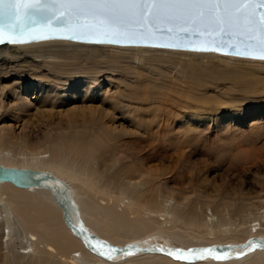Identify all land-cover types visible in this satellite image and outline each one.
Here are the masks:
<instances>
[{
	"label": "bare ground",
	"instance_id": "obj_1",
	"mask_svg": "<svg viewBox=\"0 0 264 264\" xmlns=\"http://www.w3.org/2000/svg\"><path fill=\"white\" fill-rule=\"evenodd\" d=\"M111 49L129 53L127 59L132 61V65L131 68L126 66L124 71L133 70L135 75L150 61L144 56L150 51L165 53L168 58L177 56L178 67L185 57L201 60L206 69H216L221 63L225 64L217 73L233 85L234 90L228 99L206 97L210 92L208 88L201 85L195 90L193 84L181 78L183 83L178 84L175 80L178 74L174 68L172 80H165L166 84H157L155 79L153 87L157 91L152 95V100L160 106L170 107L171 112L167 117L173 121H167L164 125L168 129L179 124L180 128L192 127L195 134L201 136L208 133L214 123L218 130L225 127V130L232 131L241 129V109L245 112L246 121L264 122V69L229 67L235 61L264 65L261 59L215 52L89 44L61 39L0 46V55L8 53L24 58L20 64L24 63L25 66L18 65L17 71L23 69L26 73L28 70L27 75L31 72L30 78H34L18 99L22 105L15 106L13 110L22 107L35 113L49 114L43 117L48 123L41 130L0 133V164L52 174L68 185L74 204L72 209L64 212L63 204L48 188H20L10 182H0V261L4 264H185L168 253H175L178 249L185 253L189 250L215 249V252L208 254L209 258L196 259L194 264H264V186L252 191L244 189L241 174L247 168L240 169L241 174H237L238 183L232 189L230 200L214 208L212 201L196 206L190 197L178 198L174 194L158 193L157 182L143 179L144 176L130 178L123 175L117 178L111 174L110 165L102 164L103 151L99 155L100 151L93 148L62 142L45 148L41 131L46 132L47 128L53 131L55 128L53 103L60 94H68V98L76 103L77 100L81 102L80 99L94 100L98 87L107 96L112 91H104L106 80L100 79L99 82L94 73L96 68L121 69L117 65L123 62L110 54ZM13 68L0 66V80L1 76L13 73ZM45 71L44 76L42 73ZM67 73L72 77L70 81H77L75 84L65 80ZM140 76L138 74L139 79ZM156 77L158 81L161 80L158 75ZM151 83L147 88H151ZM1 91L0 116L1 110L8 107ZM89 94L90 99H87ZM115 96H111L114 99L112 107L121 104ZM76 109L81 108L77 106ZM75 113L82 114L80 110ZM103 122L111 130L117 129L114 124L109 126ZM56 127L57 132L65 129L61 124ZM186 129L187 135L194 134ZM139 134L137 149L148 150L145 154L139 151L136 156L140 162L149 164L145 155L164 146L158 143L159 132L150 131L149 126L146 132ZM243 144L251 145L249 142ZM163 158L157 162L153 160L155 163L151 164L155 165L156 171L167 175L168 169L164 163L167 157L162 155ZM91 231L97 232L99 237ZM163 236L171 238L167 244L158 243V238ZM89 239L96 245L95 249L87 242ZM249 242L254 245L251 250ZM101 244L106 247H101ZM110 249L118 251L112 252ZM139 253L138 257L133 258ZM218 254L225 258H211ZM109 256L112 258L108 259Z\"/></svg>",
	"mask_w": 264,
	"mask_h": 264
},
{
	"label": "rangeland",
	"instance_id": "obj_2",
	"mask_svg": "<svg viewBox=\"0 0 264 264\" xmlns=\"http://www.w3.org/2000/svg\"><path fill=\"white\" fill-rule=\"evenodd\" d=\"M110 54L115 55L118 60L121 59L120 61L123 63L117 65L121 69L112 67L109 70L105 68H99V70L96 68L94 73L97 74L96 77L99 82L100 79L106 80L103 85L104 91L106 89H112V91L107 96L100 92L99 89L101 88L98 87L94 93L96 94L94 100L83 101L80 99L81 102L77 100L76 103L68 98V94H60L57 101L53 103L55 105L53 111L55 128L53 131L48 128L45 129L46 132L41 131V136L45 140V148L62 142L65 145L73 143L83 148H93L100 151L99 155L103 151L102 164L110 165L111 174L116 175L117 178L123 175L130 178L136 176L142 178L144 176L143 179L157 182L156 191L158 193L166 192L174 194L178 198L190 197V201L196 206L212 201L215 203L212 207L217 208L224 201H229V197H232L231 192L234 191L232 189L238 183L237 174H241L240 169L247 168L241 174L242 180H244V189L252 191L258 190L262 185L264 186V122H257V124L246 121L245 112L241 109L239 111L241 112L239 116L243 122L242 127L240 126L241 129L236 128L232 131L230 129L225 130V127L218 130L214 123L211 130L202 136L195 134L192 127H186L191 133H194L187 135V129L180 128L179 124L172 129L165 127L167 121H173L172 118L169 120L167 117L171 109L167 105L160 106L152 100V95L157 91V88L153 87V83L157 80V84L161 85L166 84L165 80H172L173 68L177 70L178 75H176L175 80L178 84H182L181 79H184L186 83L193 84L195 90L201 85L205 89L208 88L210 92L206 94V97H225L228 99L234 90L233 85L226 77L217 73L225 64L221 63L222 66L219 64L220 67L217 66V70L215 67L206 69L201 60L195 59L194 61L193 57H185L178 67L177 56L168 58L165 53L150 51L144 55L145 59L150 61L138 71V74L141 75L139 79L138 74L135 75L133 70L131 72L129 70L124 71L126 66L131 68L132 65V61L127 59L129 58L127 51L111 49ZM1 55L0 66L3 68L14 67L15 70L11 74L1 76L0 80L1 95H3L2 98L8 106L1 110L0 133L11 134L20 131L41 130V127L48 123V120L43 118L45 115H49L48 113L45 115L35 113L22 107L13 110L15 106L22 105L18 99L28 87L27 84L34 80V78H30L32 73L27 75L28 70L25 73L23 69L20 72L17 71L18 65L20 67L25 66L24 63H22L23 65L20 64L24 58L20 59L18 55H9L8 53ZM229 67L264 69V65L260 63L247 61H235ZM44 70L48 71V69ZM46 71L42 73L44 76ZM157 75L161 78L160 81H158ZM151 76L154 78L152 79ZM64 77L71 84L77 82L75 80L70 81L69 78L72 77L68 73ZM51 80L56 83V80ZM149 83H151V88H147ZM115 94L121 104L118 103L117 106L112 107L114 99L111 96ZM90 96L89 94L87 99H90ZM9 106H11L10 109ZM77 106L81 108L79 110L82 114L75 113L79 111L76 109ZM49 109L50 107L47 108V110ZM103 121L107 122L109 126L114 124L117 129L111 130ZM58 124H61L65 129L57 132L56 126ZM147 126H149L150 131L159 132L158 143L164 146L163 149L157 147L153 152L145 155L149 164L140 162L136 156V153L140 151L136 147L139 140L138 135L146 132ZM228 131H232V133L230 134ZM246 142L251 145H247L249 146L247 147L243 144ZM147 150L141 149L144 154ZM162 155L167 157L164 162L168 169L167 175L156 171L155 165L151 164L157 160H164V158L161 159ZM249 167L252 168L249 169ZM164 180L165 183L163 184ZM91 233L99 237L97 232L91 231ZM170 239L163 236L158 238V243L167 244ZM140 254L133 256V258ZM0 264L4 263L0 261Z\"/></svg>",
	"mask_w": 264,
	"mask_h": 264
},
{
	"label": "snow or ice",
	"instance_id": "obj_3",
	"mask_svg": "<svg viewBox=\"0 0 264 264\" xmlns=\"http://www.w3.org/2000/svg\"><path fill=\"white\" fill-rule=\"evenodd\" d=\"M0 12L6 19L0 27V43L5 39L12 43L25 42L12 33L19 27L23 35L25 20L35 24L36 15L44 12L51 13L52 20L61 22L58 30L72 33L60 37L68 39L96 37V42L136 43L138 37L150 34L149 26H154L157 33L177 31L188 33L189 37L212 36L215 31L221 38L238 36L245 44L251 41L241 29H258L264 38V0H0ZM52 20L45 27H50ZM47 38L45 35L29 37L33 40ZM195 50L218 51V47ZM87 242L95 249L91 239ZM101 247L106 246L101 244ZM248 247L254 248L253 243L249 242ZM215 251L203 249L185 253L178 249L168 255L185 264H194L196 259H207L208 254ZM211 258L219 260L225 256L218 254Z\"/></svg>",
	"mask_w": 264,
	"mask_h": 264
},
{
	"label": "water",
	"instance_id": "obj_4",
	"mask_svg": "<svg viewBox=\"0 0 264 264\" xmlns=\"http://www.w3.org/2000/svg\"><path fill=\"white\" fill-rule=\"evenodd\" d=\"M43 2V0H42ZM31 14V13H30ZM36 23L32 24L30 21L25 20L24 22V33L20 32V28L17 27L16 31L12 35L16 36L17 39L23 40L25 42L12 43L5 39L4 42L0 43V46L7 44H28L45 40H69L80 43L89 44H110L116 46H143V47H155V48H168L175 50H185L192 52H215L223 55H231L240 58H251V59H261L264 60V38L258 29L248 30L241 29L245 32L246 36L251 41L245 44L240 40L238 36L236 37H219L218 33L213 31L212 36L207 34L204 36H191L188 33H178L174 31L172 33H157L154 30V26H149V35L138 37L136 43H124V44H114L106 42H96L98 38L88 37L85 39H68L60 38L72 35V33L67 31L58 30L61 28V22L52 20V14L44 12L37 14ZM52 20L50 27H45L48 22ZM6 23L2 12H0V27ZM167 27V25H164ZM32 35H45L49 38L47 39H29ZM103 39V38H99ZM221 40H223V46L221 45ZM215 41V42H213ZM171 45V46H170ZM203 47H218V51H199L195 49ZM10 182L14 186L20 188H30V187H45L53 192L56 199H58L63 204V211L70 210L73 208L74 204L72 202V194L68 185L55 178L52 174L34 170L28 167L17 168L14 166H3L0 164V182ZM55 181V183H53Z\"/></svg>",
	"mask_w": 264,
	"mask_h": 264
}]
</instances>
